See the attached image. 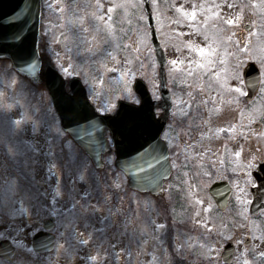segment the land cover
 Instances as JSON below:
<instances>
[{"label":"rangeland","instance_id":"374dc122","mask_svg":"<svg viewBox=\"0 0 264 264\" xmlns=\"http://www.w3.org/2000/svg\"><path fill=\"white\" fill-rule=\"evenodd\" d=\"M48 2L50 14L46 22L50 21L51 26L47 23L44 28L47 37L45 52L52 57L66 78L80 73L84 76L90 97L98 109L106 108L109 103L117 104L123 89L126 86L132 87L137 77L146 80L154 98L160 97L159 66L150 42L143 0H72V6L71 0L69 5H64L62 0H47ZM151 4L159 38L168 56L167 78L168 86L172 87L174 104L176 102L179 106L183 100H189L193 104L191 113L185 117L177 116V111L180 110H176L177 121H172V124L179 126V130L186 134L182 143L188 142L187 145L194 152L204 148L202 155H189L193 157L191 163L196 164L198 169L206 166L208 172L212 171L204 178L198 176L199 180L204 179V184L209 186L215 180L232 179L234 185H239L235 195L240 202L239 207L243 208L247 192L243 191L245 188L241 189L246 178L241 173L248 172L249 189L250 185H255L249 174L257 169L259 162L264 161V140L261 135L264 132V122L259 118L264 115V107L256 106L260 103L258 100L250 107L251 110H246L247 91L243 80L245 65L255 60L252 57H264V38H261L264 33L261 8H264V3L258 0H152ZM229 19L234 20V23L228 24ZM248 23L251 24L249 30L246 29ZM252 46H255V51L250 53ZM200 48L207 51L202 55L198 51ZM173 60L180 63L173 65ZM209 60L213 63L209 64ZM27 85V81L12 70L10 61L0 59V139L23 140L34 146L32 151L16 161L0 152V231L7 230L13 238L20 235L24 245L30 249L32 227L26 225L36 226L54 218L53 233L57 236V243L53 252L43 255L30 253L24 247L16 246L17 252L12 264H34L36 261L40 264H88L87 259L94 254H99L102 259L97 261L98 264H105L106 259H109L107 264H117L111 254L116 255L122 246L114 231L117 227L120 233L119 219L103 218L111 212L116 215L120 210L114 198V191L118 190L113 186L114 182L120 185L126 183L114 168V154L107 153L104 156L106 166L101 171L91 169L90 160L66 134V140L56 138V127L60 121L52 101L44 94V89ZM237 87L243 91L237 92ZM183 88L186 89L185 93ZM263 91L264 89L261 96ZM8 105L12 107L9 108ZM180 109L183 110L184 107ZM185 110L188 111V107ZM25 112L31 118L27 127L24 131L13 132L10 121L19 119ZM54 114L55 123L52 120ZM234 116H237V124L234 123ZM32 121L37 122L35 129ZM256 123H261L259 130L254 128ZM49 124L51 132L48 131ZM212 127L217 132L211 130ZM223 130L230 132V136L222 137L220 132ZM203 135H207V138H203ZM213 135H216L215 139L211 138ZM243 138L246 140L245 144L240 142ZM185 139H188L187 142ZM68 143L74 145L76 155L87 159L88 168L94 173L88 184L97 186L96 180L101 184L96 187L97 190L92 188L93 196L89 200L96 219L91 222L89 216L92 212L85 215L78 207L76 211L79 220L74 228L66 231L55 217L49 216L42 208L21 212L20 209L24 207L19 200L21 194L13 196L8 182L19 175L20 166H24L26 170L31 168L34 170L30 179L32 192L42 202L56 198L60 201L58 208L66 206L71 209L72 204L68 203L69 192L73 186L83 190L85 183L79 181V173L74 167H65L72 159ZM226 150L230 152L228 154L232 165L235 163L233 169H226L220 163L223 151ZM247 151L248 157H245ZM237 152L240 155H236ZM217 154L219 159L216 157L213 161ZM109 155L113 157L112 160H109ZM253 156L257 158L255 166L249 167ZM202 161L206 164L203 165ZM209 162L217 169L211 170ZM53 164L56 167L49 175ZM198 169L195 167L197 172ZM191 179L192 177L188 178V181ZM57 186L61 187V197H55L54 189ZM189 194L197 216L208 212L212 215L213 207L209 203L211 200L206 197L207 193L201 184L190 182ZM105 195L110 196V199L105 201ZM129 197L126 196L124 206L132 201V196ZM76 201H81L79 195L76 196ZM140 201V263L146 264L150 259V264H154L157 262L155 255L159 256V252L154 250L151 239H154L158 227V214H150L148 199ZM33 204H36V200H33ZM113 206L116 208L111 209ZM241 225L246 224L244 222ZM103 227L107 229L96 232L95 228ZM17 228L21 230L19 234ZM250 231L248 225V232ZM59 233H65V236L60 238ZM106 234L108 244H101L99 236ZM73 236L76 242L71 244ZM85 239L89 241L88 244L81 243ZM13 243L15 244V239ZM107 246L111 248V254L105 256Z\"/></svg>","mask_w":264,"mask_h":264},{"label":"flooded vegetation","instance_id":"af4514ba","mask_svg":"<svg viewBox=\"0 0 264 264\" xmlns=\"http://www.w3.org/2000/svg\"><path fill=\"white\" fill-rule=\"evenodd\" d=\"M174 129L175 126L172 130ZM164 135L168 137L170 161L177 171V176L165 181L163 195H149L150 214H158L159 219L155 237L151 239L154 250L159 252V256L155 255L157 262L154 264H264V212L257 215L250 213L252 197L248 196V172L245 173L246 178L241 184V189L245 188L243 191L247 192L244 207H239L236 189L232 186L230 178L221 180H227L233 187V192L230 197L222 193L218 202L209 194L215 181L206 186L204 179L192 177L188 181L185 175L186 168L192 174L195 171L194 165H188L193 162V157L189 155H202L204 148L194 152L187 145L188 139H185L187 143H183V146L184 137L178 131L166 130ZM216 157L219 159L217 154L212 160H216ZM208 166L215 170L212 163L209 162ZM190 182L202 185V189L207 193L206 197L211 200L209 203L213 207L212 215L209 212L203 216L196 215L194 204L189 200ZM131 196L132 201L125 206L124 196H121V210L118 211L120 233L115 227L117 240L122 245L115 259L117 264H141L140 195L135 193ZM244 222L246 225L242 226ZM161 225L163 227H160ZM100 239L101 244L108 243L104 236ZM108 260H104V263L107 264ZM96 263L97 261L89 259V264Z\"/></svg>","mask_w":264,"mask_h":264},{"label":"snow or ice","instance_id":"6c2138e0","mask_svg":"<svg viewBox=\"0 0 264 264\" xmlns=\"http://www.w3.org/2000/svg\"><path fill=\"white\" fill-rule=\"evenodd\" d=\"M28 10L29 9H24L23 11L27 12ZM109 11H111V8ZM181 11H183V9H181ZM192 18H194V15ZM100 19H103V17H100ZM27 20L28 17L25 16L23 18L14 19L11 21L13 24H22L19 31L15 34L16 37H19V32H22L24 27L27 26ZM227 23L233 24L234 20L229 19ZM198 51H200V53L203 55L207 50L200 48ZM29 59H31V57H29ZM252 59L258 61L260 69H264V57H252ZM179 63L180 62L177 60L172 61L173 65H178ZM208 63L211 64L213 61L209 60ZM35 67V64L30 65V69L32 71H35ZM63 70L65 72L67 71V69ZM238 78L239 77L237 76V79ZM235 90L237 92L243 91V89L239 87H237ZM93 95H95V93H93ZM64 96L70 101L74 100L73 95L68 89L64 90ZM89 100L90 98L86 95L83 99V103L86 106H90L92 108L91 113L89 115L80 116L79 119L72 121V123H75L80 127L81 132H83V135L85 136H92L91 131H84L85 127L94 130L96 127L100 126V122H102L103 132L101 133V140L96 141L95 139H90L89 144L100 143L102 146L107 147L109 153L115 151L117 154H119L122 144L129 141H135L138 144V147L133 148L132 152L128 153L130 159L135 161L130 166L136 168L138 171H144V167L142 166H146L148 169L153 170V175H157L164 171L163 165H160L159 169L154 168V165L160 164L161 160L167 162L164 152L168 151V137L166 135L162 136L164 127L161 123V121L167 117L165 112L162 110V105L159 103V96L154 98L156 102H149L138 95L131 86H126L122 91L121 99L118 104L109 103L106 108L96 110L93 105L89 104ZM8 107L11 108L12 105H8ZM101 113H103V115H101ZM96 117L99 118V121L93 122L95 121ZM30 119L31 118L25 112L19 119L10 121V123L13 125V132L24 131ZM52 120L53 123H55V114L53 115ZM81 122L84 123L82 124ZM36 123V121H32L33 129H35ZM48 131H52L51 124L48 125ZM66 131L67 129L61 122L56 127V138L60 140H66L64 135ZM67 147L72 159L68 161L65 167H74L75 171L79 173V181L85 183L83 190L73 186L72 190L69 192L68 203L72 204L71 209H68L66 206L63 209L58 208L57 204H59L60 201L56 198H52L47 202H42L32 192L30 187V179L34 170L31 168L26 170L24 166H20L18 168L19 175L8 182L9 189L13 196L16 194H21L19 196V200L21 204L24 205V207L20 209L21 212H25L28 209L36 207L42 208L48 213L49 216L55 217L60 226L64 227L66 231L74 228L75 224L78 222L79 214L76 211L78 207L85 215L94 211L89 203V200L92 196V185L88 184L89 178L94 177V173L88 168L87 159L74 153V145L68 143ZM33 148L34 146L30 142L23 140L0 139V152H3L10 160L13 161L18 160L27 152L32 151ZM49 154H51V151ZM63 155V151H61V158H63ZM236 155H240V153L237 152ZM112 159L113 157L109 155V160ZM256 159L257 158L255 156L252 157L249 167L255 166ZM55 167V164L51 165L49 175L52 174V169ZM144 178L146 179L147 177ZM113 186L119 188L120 184L114 182ZM54 192L55 197H61L63 195L60 186H57L54 189ZM46 195L47 194H45V196ZM77 195H79L80 200L83 201L82 204L76 201ZM261 195H264V192H261ZM109 199L110 196H104L105 201ZM33 200H36L35 205L33 204ZM200 203H203V201H200ZM209 207L211 206L209 205ZM37 215H39L38 212ZM26 227H32V248L28 249L26 245H24L20 235H17L15 238L10 237L7 230L0 231V247L5 245L21 246L30 253H38L39 249H46L49 244L53 243V240L49 236L43 235V233L46 231V225L40 223L36 226L26 225ZM160 227H163V225ZM16 231L18 234L21 232L19 228H17ZM59 236L60 238H63L65 233H59ZM13 239H15V244H13ZM88 242L89 241L87 239L81 241L82 244H88ZM100 259L101 258L99 257V254L91 256L92 261H99Z\"/></svg>","mask_w":264,"mask_h":264},{"label":"water","instance_id":"95a60500","mask_svg":"<svg viewBox=\"0 0 264 264\" xmlns=\"http://www.w3.org/2000/svg\"><path fill=\"white\" fill-rule=\"evenodd\" d=\"M146 8L149 14V24L151 27L152 43L156 50V58L160 65V81L162 87V98L164 104L166 105V117L169 116L170 104V94L166 89V72L165 67L167 64V59L165 53L158 40L155 24L153 17L151 15L150 6L148 0H146ZM24 9H29L27 12ZM40 0H0V57H9L13 61L14 67L21 73L27 75L34 82L40 80V69H41V59L38 53L39 44V28H40V15H41ZM28 17L27 26L24 27L22 32H19V37L15 34L19 31L22 24L11 23L14 19H19L23 17ZM31 57V59H29ZM35 64V71L30 69V65ZM250 69V70H249ZM255 65L251 64L246 70L247 84L251 92L257 88L258 84V72L253 71ZM249 70V71H248ZM45 74V83L47 90L49 91L55 108L61 118L64 127L71 133V135L83 146L88 153L92 156L95 163L98 166H102L100 154L107 150L106 146H102L100 143L89 144L90 139H95L96 141L101 140V133L103 132V125L100 122V126L96 127L94 130L89 128H84V131H91L92 136H85L81 132L80 127L73 120L79 119L80 116L89 115L92 111L90 106H86L83 103L84 97L87 95L86 89L82 84L80 78H73L67 82L52 66H48ZM248 75L252 76L253 79H248ZM69 85L73 92L74 100H68L64 96V90L67 89ZM134 90L140 95L144 100L153 102L152 97L149 93L148 86L142 79H137L134 85ZM90 105L91 102L89 101ZM164 119L165 121L167 120ZM99 118L96 117L95 121L98 122ZM82 124L84 122H81ZM162 123V122H161ZM163 127L165 122L162 123ZM82 137V138H81ZM138 147L135 141H129L121 145L119 154H117V163L120 168H122L128 175L130 181L129 185L132 188L141 190L143 192L155 191L162 186V179L169 175V170L166 169L165 163H162L164 171L157 175H153V170L144 167V171H138L136 168L130 165L135 162L130 159L128 153L132 152L133 148ZM146 147V145H145ZM159 169L160 167H155ZM263 175L255 174L259 187L253 189V194L255 200L252 206V211H258L264 208V164L260 167ZM144 177H147L146 179ZM49 228V226H47ZM43 235L49 236L53 243L49 244L46 249H39L38 252L50 251L54 247V236L43 233ZM15 253V249L11 246L5 245L0 247V257L2 259L11 261Z\"/></svg>","mask_w":264,"mask_h":264}]
</instances>
